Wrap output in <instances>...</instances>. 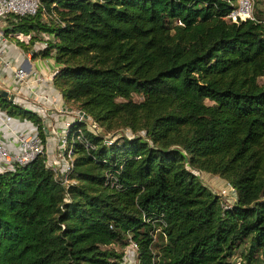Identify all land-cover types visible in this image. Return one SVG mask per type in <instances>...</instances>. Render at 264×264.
<instances>
[{"label": "trees", "instance_id": "obj_1", "mask_svg": "<svg viewBox=\"0 0 264 264\" xmlns=\"http://www.w3.org/2000/svg\"><path fill=\"white\" fill-rule=\"evenodd\" d=\"M230 9L40 0L3 19L4 35H30L11 38L23 50L52 37L32 57L53 60L65 104L117 135L106 145L73 123L66 186L44 149L0 172V264H124L129 242L138 264H264V18L227 21ZM0 111L29 120L45 148L35 113L1 94ZM77 128L89 147L71 139ZM199 172L223 179L232 202Z\"/></svg>", "mask_w": 264, "mask_h": 264}, {"label": "built area", "instance_id": "obj_2", "mask_svg": "<svg viewBox=\"0 0 264 264\" xmlns=\"http://www.w3.org/2000/svg\"><path fill=\"white\" fill-rule=\"evenodd\" d=\"M227 3L231 6L230 11L224 16V19L231 22H236L238 20L252 19V0H227ZM40 6V0H0V21L8 16H24V15H34ZM6 38L2 30H0V37ZM30 35H25L22 33L10 34L7 36L12 39H17L23 43H27ZM40 44L34 46V43L30 46L27 52V57H32V54L41 50L46 46V41L51 40L52 37L45 33L39 35ZM37 40V41H38ZM18 48V44L13 42ZM3 50L0 47V63L4 67H8L11 70L12 79L18 84L31 85V84H43L48 83L50 87H54L52 83V76L56 71V67L50 72V76L40 73L36 69L25 70L22 67H14L11 65L10 60H6L3 57ZM37 99L47 100L48 96L46 94H39L36 96ZM60 113L65 114V117L61 119L62 130L58 133L55 129L50 128L49 132L51 134H56V142L58 149L55 153L56 156L47 159L46 156V166L51 169L55 180H58L60 184L66 186L69 183L67 179V174L73 168L72 162V151L71 146L66 147V136L69 127L73 123H80L83 125V129L92 135L101 136L103 143L108 145L116 137L117 133L104 134L102 130L95 124L94 121L90 120L84 112L76 109L75 107H70L66 110H58ZM0 120L4 123L5 127L9 126L10 117L4 112H0ZM42 124V123H41ZM13 134V143L15 145V150L9 149L6 146L5 140H3L4 133L0 131V172L5 170H10L16 165H25L32 161L37 155L45 152V148L41 143L38 131L34 125H30L28 129L22 131H16L15 128H8ZM127 135V132L124 131ZM71 139L80 143H83L85 147H89L87 143L83 140V132L81 128H77L75 132L71 135ZM46 155V154H45ZM227 189L230 193L234 194L232 188L227 184ZM224 193L223 191L221 192ZM128 247L131 251V256H123L124 264H138L136 261V245L129 242ZM126 257V259H125Z\"/></svg>", "mask_w": 264, "mask_h": 264}, {"label": "crops", "instance_id": "obj_3", "mask_svg": "<svg viewBox=\"0 0 264 264\" xmlns=\"http://www.w3.org/2000/svg\"><path fill=\"white\" fill-rule=\"evenodd\" d=\"M40 38V37H39ZM13 40L0 37V47L3 50V58L10 60L14 67H22L25 70L36 69L42 74L50 76V72L56 67L51 58H33L27 57L26 50L18 48L13 44ZM40 44V41H34V46ZM53 90L54 92L50 91ZM0 91H6V98L12 101L13 104L35 113L40 119L45 133V154L47 159L56 156L57 145L56 134H51L49 129H55V132L62 130L61 119L65 114L58 110H66L71 107L63 102L60 94L54 87H50L48 83L24 85L18 84L12 79L11 70L8 67L2 66L0 63ZM39 94H46L47 100L37 99ZM31 122L26 119H19L16 116L10 117L8 128H15L16 131L28 129ZM7 126L0 120V131L4 133L2 137L9 149L15 150L13 143V134ZM49 133V134H48ZM49 136V137H48Z\"/></svg>", "mask_w": 264, "mask_h": 264}, {"label": "rangeland", "instance_id": "obj_4", "mask_svg": "<svg viewBox=\"0 0 264 264\" xmlns=\"http://www.w3.org/2000/svg\"><path fill=\"white\" fill-rule=\"evenodd\" d=\"M262 1L263 0H252V13L254 10H257L259 12V14L261 15V17L264 18V7L262 6ZM256 4V6L254 5ZM255 6V7H254ZM4 20L0 21V30L3 31L4 29ZM6 39H9V37L5 36ZM259 83H264V78H259ZM52 92H54L53 90H50ZM134 99H137V97H133ZM71 107H74L71 105ZM1 112V111H0ZM49 134V133H48ZM121 134H124V131H121ZM49 137V136H48ZM199 179L201 180V182L203 184H205L213 193L217 194L220 196V200L222 203L224 204H230L232 202V198L231 196H233L232 193H230L227 189V183L216 176H212L209 174H205L204 172L198 173ZM224 192L223 194L221 192ZM117 248V247H115ZM119 248V247H118ZM124 255L126 256H131V251L130 248L128 246H126L124 249ZM242 250V246H240L239 248L236 249L235 251V256H239V252ZM126 259V257H125ZM254 264H261V263H254Z\"/></svg>", "mask_w": 264, "mask_h": 264}, {"label": "water", "instance_id": "obj_5", "mask_svg": "<svg viewBox=\"0 0 264 264\" xmlns=\"http://www.w3.org/2000/svg\"><path fill=\"white\" fill-rule=\"evenodd\" d=\"M0 94H1V96H3V97H6V96H7V92H6V91H1Z\"/></svg>", "mask_w": 264, "mask_h": 264}]
</instances>
